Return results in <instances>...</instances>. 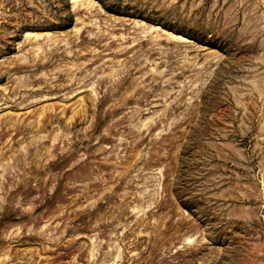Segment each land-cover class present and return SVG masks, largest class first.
Segmentation results:
<instances>
[{"label": "rangeland", "instance_id": "374dc122", "mask_svg": "<svg viewBox=\"0 0 264 264\" xmlns=\"http://www.w3.org/2000/svg\"><path fill=\"white\" fill-rule=\"evenodd\" d=\"M0 264H264V0H0Z\"/></svg>", "mask_w": 264, "mask_h": 264}, {"label": "bare ground", "instance_id": "6f19581e", "mask_svg": "<svg viewBox=\"0 0 264 264\" xmlns=\"http://www.w3.org/2000/svg\"><path fill=\"white\" fill-rule=\"evenodd\" d=\"M76 1H78V0H71V3H74V2H76ZM156 29H159L158 27H156ZM163 32V31H162ZM163 35L164 34H167V35H169L170 36V38L172 37V38H174V39H178L179 41L180 40H182V38L180 37V36H176V35H173L172 33H169V32H167V31H164L163 33H162ZM43 37V36H46V37H48V36H50V33L49 32H43V33H38V32H26L25 34H24V37L25 38H28V37H34V39L35 38H38V37ZM166 36V35H165ZM171 38V39H172ZM181 42H183V40L181 41Z\"/></svg>", "mask_w": 264, "mask_h": 264}]
</instances>
